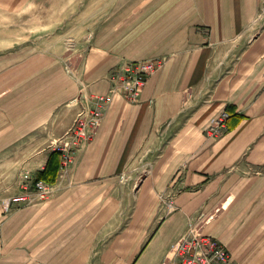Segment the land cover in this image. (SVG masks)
<instances>
[{"label": "crops", "instance_id": "obj_1", "mask_svg": "<svg viewBox=\"0 0 264 264\" xmlns=\"http://www.w3.org/2000/svg\"><path fill=\"white\" fill-rule=\"evenodd\" d=\"M11 2L73 5L58 35L84 38L0 54V264H171L189 232L264 264V0ZM123 57L163 61L63 171L52 140ZM25 173L53 193L14 201Z\"/></svg>", "mask_w": 264, "mask_h": 264}, {"label": "built area", "instance_id": "obj_2", "mask_svg": "<svg viewBox=\"0 0 264 264\" xmlns=\"http://www.w3.org/2000/svg\"><path fill=\"white\" fill-rule=\"evenodd\" d=\"M161 58L131 59L121 58L109 73L111 86L106 93L88 96L82 87L81 97L86 101L73 123L52 140L53 149L61 153L62 170L67 171L77 150L85 148L92 139L102 116L115 93H122L131 101H137L148 76L162 63ZM230 113L222 111L217 120L210 125L208 134L215 135L226 126ZM27 189L24 195L13 197L14 201H34L53 193V186L44 179L32 178L25 173ZM171 204V203H170ZM230 251L227 246L209 235L189 232L175 245L171 264H229Z\"/></svg>", "mask_w": 264, "mask_h": 264}, {"label": "rangeland", "instance_id": "obj_3", "mask_svg": "<svg viewBox=\"0 0 264 264\" xmlns=\"http://www.w3.org/2000/svg\"><path fill=\"white\" fill-rule=\"evenodd\" d=\"M73 5H54L48 3H12L11 0H0V54H6L11 49L26 44H42L43 46L66 42L75 43L79 36L68 34L58 35L67 32L73 27L69 9ZM82 103L86 104L85 100ZM149 163H142L133 173L125 177L127 186L133 185L138 177L147 171Z\"/></svg>", "mask_w": 264, "mask_h": 264}, {"label": "trees", "instance_id": "obj_4", "mask_svg": "<svg viewBox=\"0 0 264 264\" xmlns=\"http://www.w3.org/2000/svg\"><path fill=\"white\" fill-rule=\"evenodd\" d=\"M53 152H59V151H57V150H54ZM44 171H45V169H44ZM44 171L42 172L43 174H44ZM42 173H41V175H39V177H38V178H36V179H41V178H44L45 176H44V175H42ZM48 180H50V181H54V180H55V177H54V178H48Z\"/></svg>", "mask_w": 264, "mask_h": 264}]
</instances>
